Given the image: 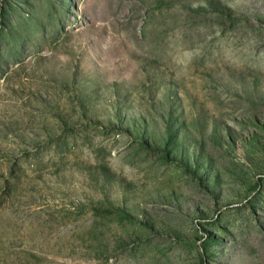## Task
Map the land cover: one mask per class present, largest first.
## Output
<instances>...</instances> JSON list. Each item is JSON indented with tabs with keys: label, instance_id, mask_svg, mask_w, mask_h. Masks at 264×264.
Segmentation results:
<instances>
[{
	"label": "rangeland",
	"instance_id": "374dc122",
	"mask_svg": "<svg viewBox=\"0 0 264 264\" xmlns=\"http://www.w3.org/2000/svg\"><path fill=\"white\" fill-rule=\"evenodd\" d=\"M0 264H264V0H0Z\"/></svg>",
	"mask_w": 264,
	"mask_h": 264
}]
</instances>
